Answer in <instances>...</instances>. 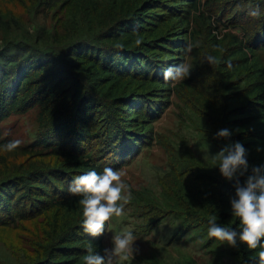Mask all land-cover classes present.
<instances>
[{"label": "trees", "instance_id": "obj_1", "mask_svg": "<svg viewBox=\"0 0 264 264\" xmlns=\"http://www.w3.org/2000/svg\"><path fill=\"white\" fill-rule=\"evenodd\" d=\"M249 1L234 10L241 1L218 0L211 7L209 0H65L90 35L67 41L54 31V46L46 39L40 46L19 40L0 47V122L39 107L37 136L9 152L22 159L0 179V225L32 223L29 264H83L89 246L103 254L109 221L100 237L84 233L82 197L68 186L78 175L127 163L154 136L153 122L172 95L180 99L182 120L211 143L214 155L226 145H243L250 167L241 183L252 166H264V56L258 51L264 47V1ZM257 6L259 17L249 16ZM219 12L245 34L222 28ZM189 43L192 52L185 56ZM207 55L218 62H203ZM182 61L191 65L190 76L166 82L164 70ZM221 129L230 137L214 138ZM9 141L0 129V147ZM180 146L167 148L161 200L136 190L146 228L172 215L179 237H205L223 249L224 264H250L259 248L230 247L208 236L213 216L222 227H239L229 202L235 181L223 178L212 157L197 153L187 139Z\"/></svg>", "mask_w": 264, "mask_h": 264}, {"label": "rangeland", "instance_id": "obj_2", "mask_svg": "<svg viewBox=\"0 0 264 264\" xmlns=\"http://www.w3.org/2000/svg\"><path fill=\"white\" fill-rule=\"evenodd\" d=\"M52 1V2H51ZM49 3L35 5L33 0H0V47L11 45L19 40L21 44L40 46L38 42L48 40L54 46V31L67 41L75 36H88L90 31L81 15L72 16L65 0H51ZM231 1V0H230ZM238 7L250 4L249 0H236ZM264 1V0H259ZM207 0H202V3ZM218 0H209L211 7ZM229 6V4H228ZM210 7V8H211ZM248 9V8H247ZM221 20L217 23L224 29L238 31L244 35V28L229 25V19L219 12ZM215 16V17H216ZM228 25V26H227ZM48 29V32L44 30ZM41 38L40 40H38ZM48 49V47H47ZM50 50V49H48ZM264 56V47L258 46ZM38 106L29 110L12 112L0 122L3 137L30 143L38 133ZM154 136L127 162L115 170L124 173L122 180L129 185L130 202L124 206V214L113 217L108 223L105 235L107 247H111L113 235L132 231L139 254L130 257L127 264H224L228 257L221 247L209 245L205 237L186 234L179 237V219L172 215L162 217L158 223L146 228L145 219L136 205V190L140 189L161 200V176L169 167L168 147H181L182 139H187L193 148L204 158H211L214 149L209 141L181 118L180 99L170 97L168 105L154 120ZM22 157H15L0 147V179L12 171L14 164ZM32 223L18 221L16 224L0 225V264H29L31 244L27 230Z\"/></svg>", "mask_w": 264, "mask_h": 264}, {"label": "clouds", "instance_id": "obj_3", "mask_svg": "<svg viewBox=\"0 0 264 264\" xmlns=\"http://www.w3.org/2000/svg\"><path fill=\"white\" fill-rule=\"evenodd\" d=\"M248 15L259 17V7L249 9ZM141 43L140 39L135 41L137 46ZM191 52L192 45L189 43L184 49V55L187 56ZM203 62L211 66L218 61L216 57L207 55ZM191 70V65L182 61L166 68L163 78L166 82L182 81L190 76ZM230 135L228 129H221L214 138H228ZM21 143L20 140H12L2 147L4 151L12 152L18 149ZM246 156V149L239 142L226 145L212 155L221 176L226 180L235 181L234 194L230 196L229 202L232 215L239 220V227H222L217 224V217L213 216L208 221V236L227 243L230 247H237L239 242L250 250L259 248L257 258L250 264H264V166H252L251 174L241 183L240 177H244L250 167ZM123 175L122 171L106 167L102 173L89 171L72 179L68 192L73 196L82 197L79 200L83 209L81 227L87 235H104L107 222L114 216L120 217L124 214V206L130 202L131 191L129 185L123 182ZM139 251L132 231H126L113 235L111 247L104 248L102 255L89 246L83 256V264H120L121 261H127L139 254Z\"/></svg>", "mask_w": 264, "mask_h": 264}]
</instances>
